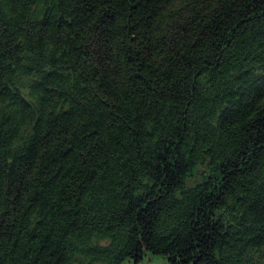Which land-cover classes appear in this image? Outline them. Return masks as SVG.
<instances>
[{
    "label": "trees",
    "instance_id": "16d2710c",
    "mask_svg": "<svg viewBox=\"0 0 264 264\" xmlns=\"http://www.w3.org/2000/svg\"><path fill=\"white\" fill-rule=\"evenodd\" d=\"M264 264V0H0V264Z\"/></svg>",
    "mask_w": 264,
    "mask_h": 264
},
{
    "label": "rangeland",
    "instance_id": "374dc122",
    "mask_svg": "<svg viewBox=\"0 0 264 264\" xmlns=\"http://www.w3.org/2000/svg\"><path fill=\"white\" fill-rule=\"evenodd\" d=\"M149 259H150V263L151 264H168L167 259L159 254H147ZM146 263V254L143 256V258L138 261L137 263H135L132 259L131 260H125L124 264H145ZM94 264H103V263H94Z\"/></svg>",
    "mask_w": 264,
    "mask_h": 264
},
{
    "label": "water",
    "instance_id": "95a60500",
    "mask_svg": "<svg viewBox=\"0 0 264 264\" xmlns=\"http://www.w3.org/2000/svg\"><path fill=\"white\" fill-rule=\"evenodd\" d=\"M145 264H151L150 263V259H149V257H148V255L146 254V263Z\"/></svg>",
    "mask_w": 264,
    "mask_h": 264
}]
</instances>
